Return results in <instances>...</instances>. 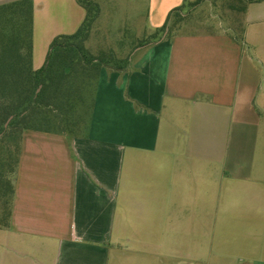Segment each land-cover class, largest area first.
<instances>
[{
    "label": "crops",
    "instance_id": "obj_1",
    "mask_svg": "<svg viewBox=\"0 0 264 264\" xmlns=\"http://www.w3.org/2000/svg\"><path fill=\"white\" fill-rule=\"evenodd\" d=\"M182 2L123 4L147 7L152 34ZM32 3L37 70L85 10L76 0ZM242 22L240 43L226 31L178 34L139 47L124 71L102 68L75 136L24 130L0 264H211L212 241L236 264H264V158L227 159L249 135L264 154L248 54L264 53V0L248 4ZM232 228L233 243L216 238Z\"/></svg>",
    "mask_w": 264,
    "mask_h": 264
},
{
    "label": "trees",
    "instance_id": "obj_2",
    "mask_svg": "<svg viewBox=\"0 0 264 264\" xmlns=\"http://www.w3.org/2000/svg\"><path fill=\"white\" fill-rule=\"evenodd\" d=\"M76 1L85 10L83 22L74 33L52 39L44 64L37 70L32 67V0L0 4V199L8 207L6 216L0 218V228H9L23 131L77 135L88 121L100 70L129 68V58L95 57L85 47L98 8L91 0ZM203 1L209 0H183L137 47L176 36L185 14ZM258 1L262 0H235L231 8L243 14L248 4ZM232 36L243 42V29Z\"/></svg>",
    "mask_w": 264,
    "mask_h": 264
},
{
    "label": "rangeland",
    "instance_id": "obj_3",
    "mask_svg": "<svg viewBox=\"0 0 264 264\" xmlns=\"http://www.w3.org/2000/svg\"><path fill=\"white\" fill-rule=\"evenodd\" d=\"M91 1L96 4L98 11L85 41V47L95 57L106 55L108 58L110 56L122 60L129 58L131 61L136 57L137 49L141 47L137 46L150 36V33L145 29L146 23L142 16L147 7H143L142 3L129 7L123 4L126 0ZM234 2L235 0H209L196 4L185 14L184 20L179 24L175 34H203L226 31L229 34L238 36L243 27V22L242 14L231 8ZM248 54L255 58L257 65L250 82L251 84L255 83L257 86L254 100L260 109L264 111V62L259 61L260 58H264V53L260 49L255 50L250 47ZM235 126L236 122L234 120L231 131L227 135V138L232 141L235 135ZM253 143H255L254 146ZM259 143L258 136L254 137L253 140L252 135H249L244 140L241 151L235 153L233 149H228V161L231 158L241 157L244 163L249 164L255 159H263L264 154L259 151ZM226 168L229 169V165ZM7 209L8 207L4 208L2 199H0V218L6 216ZM235 218L236 215L229 221V227L234 228ZM233 228L229 231H216V238H219L222 233V238L233 243L236 232ZM211 254V264H236L238 262V259L231 255L232 253L227 254L220 251V246L216 241H212ZM222 254H224L225 259L219 261L218 259Z\"/></svg>",
    "mask_w": 264,
    "mask_h": 264
},
{
    "label": "water",
    "instance_id": "obj_4",
    "mask_svg": "<svg viewBox=\"0 0 264 264\" xmlns=\"http://www.w3.org/2000/svg\"><path fill=\"white\" fill-rule=\"evenodd\" d=\"M11 119V117L8 119V121L6 122V124H5V127H6V125H7V123L9 122V120Z\"/></svg>",
    "mask_w": 264,
    "mask_h": 264
},
{
    "label": "built area",
    "instance_id": "obj_5",
    "mask_svg": "<svg viewBox=\"0 0 264 264\" xmlns=\"http://www.w3.org/2000/svg\"><path fill=\"white\" fill-rule=\"evenodd\" d=\"M242 264H244V263H242ZM252 264V263H251Z\"/></svg>",
    "mask_w": 264,
    "mask_h": 264
}]
</instances>
